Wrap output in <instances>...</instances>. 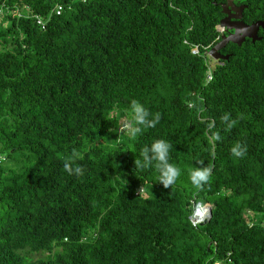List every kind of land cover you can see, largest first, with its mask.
<instances>
[{"label": "trees", "instance_id": "16d2710c", "mask_svg": "<svg viewBox=\"0 0 264 264\" xmlns=\"http://www.w3.org/2000/svg\"><path fill=\"white\" fill-rule=\"evenodd\" d=\"M235 1L264 21V0ZM225 3L0 0V264H264V28L213 59ZM158 139L167 188L140 157Z\"/></svg>", "mask_w": 264, "mask_h": 264}, {"label": "clouds", "instance_id": "9594fccd", "mask_svg": "<svg viewBox=\"0 0 264 264\" xmlns=\"http://www.w3.org/2000/svg\"><path fill=\"white\" fill-rule=\"evenodd\" d=\"M217 28L219 29L220 27L218 26ZM220 29H222L221 33L224 34V29ZM130 110L133 114L134 120L138 123V125L154 127L160 120L159 113H156L151 119H149L148 111L139 102H133L130 106ZM223 120L226 123V130L230 129L236 122L231 120L228 114L224 115ZM213 138L217 141L221 139L219 133H216ZM169 152L170 144L164 139L153 141L150 146H145L140 152V157L142 158L144 167L155 166L161 172V183L165 188L174 183L180 174V170L169 162ZM230 153L233 157L242 158L245 155V148L240 143H236L231 147ZM64 168L69 175L74 174L79 176L82 175L84 171L81 166L70 165L69 163H65ZM190 179L194 185L199 186L200 184L207 181V170L200 167L195 168L191 173ZM202 206L208 207L209 214L210 206Z\"/></svg>", "mask_w": 264, "mask_h": 264}, {"label": "water", "instance_id": "95a60500", "mask_svg": "<svg viewBox=\"0 0 264 264\" xmlns=\"http://www.w3.org/2000/svg\"><path fill=\"white\" fill-rule=\"evenodd\" d=\"M234 1L235 0H226V3L221 5L222 14L225 17L220 20L219 27L224 29L226 35L222 34L220 41L208 52L209 56L215 60L226 59V57L221 56L219 52L228 43L240 46L245 39H250L251 42H254L257 40L259 28H264V21H257L251 24L243 23L240 19L244 6L235 7ZM210 216L211 208L209 209L208 219Z\"/></svg>", "mask_w": 264, "mask_h": 264}, {"label": "built area", "instance_id": "2783aa9c", "mask_svg": "<svg viewBox=\"0 0 264 264\" xmlns=\"http://www.w3.org/2000/svg\"><path fill=\"white\" fill-rule=\"evenodd\" d=\"M2 7H0L1 9ZM1 11V10H0ZM61 11L60 7H56L55 9V13L59 14ZM37 23H40V20L37 19ZM218 29V28H217ZM222 29H218L219 32H221ZM192 53L196 54L197 53V48L192 49ZM211 79L210 74L207 75V81H209ZM199 212H203V215L200 216ZM208 219V207L207 206H202L200 204H198L193 212L192 215L190 216V222L193 226L199 225V224H203L206 220ZM226 262L225 264H231L230 259H229V255L227 254L226 256ZM213 264H222L219 261H215Z\"/></svg>", "mask_w": 264, "mask_h": 264}, {"label": "flooded vegetation", "instance_id": "af4514ba", "mask_svg": "<svg viewBox=\"0 0 264 264\" xmlns=\"http://www.w3.org/2000/svg\"><path fill=\"white\" fill-rule=\"evenodd\" d=\"M237 2H238V1H235V2H234L235 7L243 6L242 4H238V5H237V4H236ZM243 11H244V9H243ZM224 17H225V16H224ZM224 33H225V32H224ZM225 35H226V33H225ZM245 40H246V39H245ZM245 40H244V41H245Z\"/></svg>", "mask_w": 264, "mask_h": 264}, {"label": "rangeland", "instance_id": "374dc122", "mask_svg": "<svg viewBox=\"0 0 264 264\" xmlns=\"http://www.w3.org/2000/svg\"><path fill=\"white\" fill-rule=\"evenodd\" d=\"M37 255L31 256L29 259H36Z\"/></svg>", "mask_w": 264, "mask_h": 264}, {"label": "bare ground", "instance_id": "6f19581e", "mask_svg": "<svg viewBox=\"0 0 264 264\" xmlns=\"http://www.w3.org/2000/svg\"><path fill=\"white\" fill-rule=\"evenodd\" d=\"M199 215L202 216L203 215V212H199Z\"/></svg>", "mask_w": 264, "mask_h": 264}]
</instances>
